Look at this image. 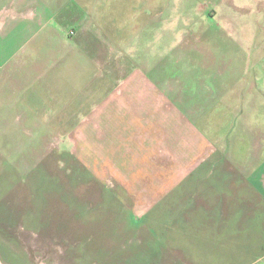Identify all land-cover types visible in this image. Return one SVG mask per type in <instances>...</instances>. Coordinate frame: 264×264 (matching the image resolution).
Wrapping results in <instances>:
<instances>
[{"label":"crops","instance_id":"0c3cea01","mask_svg":"<svg viewBox=\"0 0 264 264\" xmlns=\"http://www.w3.org/2000/svg\"><path fill=\"white\" fill-rule=\"evenodd\" d=\"M157 3L128 8L130 17L122 10L116 23L104 11L109 0H0L1 141L27 156L59 133L78 158L146 168L181 150L184 126L193 139L183 157L196 159L189 144L207 127L202 112L221 98L236 117L220 114L218 139L250 145L208 150L209 168L196 160L173 172L197 174L195 182L204 175L207 217L213 206H264V0ZM200 39L199 62L192 42Z\"/></svg>","mask_w":264,"mask_h":264},{"label":"rangeland","instance_id":"374dc122","mask_svg":"<svg viewBox=\"0 0 264 264\" xmlns=\"http://www.w3.org/2000/svg\"><path fill=\"white\" fill-rule=\"evenodd\" d=\"M109 1L112 6L104 11L112 9L109 14L116 23L124 17L122 10L130 17L132 6L158 4L157 0ZM192 44L197 60L203 59L204 41ZM196 68L203 73L200 64ZM216 101L202 112L207 127L198 126L197 138L189 144L191 152L200 155L183 157L185 141L193 137L182 126L181 150H166L159 164L148 159L153 167L109 169L108 159L78 158L69 151L76 143L68 149L59 133L32 143L27 156L18 153L15 141L0 139V263L264 264L262 201L227 205L224 211L213 206L207 217L200 202L204 175L195 182L191 180L197 174L173 172L172 167L196 160L201 168H209L208 150L215 149L213 156H219L223 150L250 145L220 142V114L223 122L236 116L222 111L221 98ZM199 136H204L203 141ZM54 137L60 140L57 148L49 144Z\"/></svg>","mask_w":264,"mask_h":264},{"label":"built area","instance_id":"2783aa9c","mask_svg":"<svg viewBox=\"0 0 264 264\" xmlns=\"http://www.w3.org/2000/svg\"><path fill=\"white\" fill-rule=\"evenodd\" d=\"M49 144H50L51 147L57 148L60 145V140L57 137H54V138L51 139Z\"/></svg>","mask_w":264,"mask_h":264},{"label":"bare ground","instance_id":"6f19581e","mask_svg":"<svg viewBox=\"0 0 264 264\" xmlns=\"http://www.w3.org/2000/svg\"><path fill=\"white\" fill-rule=\"evenodd\" d=\"M0 264H2V263H0Z\"/></svg>","mask_w":264,"mask_h":264}]
</instances>
